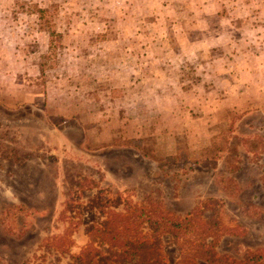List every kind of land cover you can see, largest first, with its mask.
I'll return each mask as SVG.
<instances>
[{
  "label": "rangeland",
  "instance_id": "rangeland-1",
  "mask_svg": "<svg viewBox=\"0 0 264 264\" xmlns=\"http://www.w3.org/2000/svg\"><path fill=\"white\" fill-rule=\"evenodd\" d=\"M0 169V264H76L118 197L264 252V0H0Z\"/></svg>",
  "mask_w": 264,
  "mask_h": 264
},
{
  "label": "trees",
  "instance_id": "trees-1",
  "mask_svg": "<svg viewBox=\"0 0 264 264\" xmlns=\"http://www.w3.org/2000/svg\"><path fill=\"white\" fill-rule=\"evenodd\" d=\"M35 14L53 35L47 11L36 9ZM176 160L174 156L166 157L164 164L170 166ZM102 209L100 222L84 229L87 240L74 257L76 264L101 263L102 260L95 261L100 248L107 251L104 257L108 264H264V252L260 250L240 260L219 256L212 249L220 236L218 227L214 222L201 223L196 208L180 217L159 205L131 203L118 197L104 202ZM167 252H171V262Z\"/></svg>",
  "mask_w": 264,
  "mask_h": 264
},
{
  "label": "crops",
  "instance_id": "crops-1",
  "mask_svg": "<svg viewBox=\"0 0 264 264\" xmlns=\"http://www.w3.org/2000/svg\"><path fill=\"white\" fill-rule=\"evenodd\" d=\"M0 172H1V169H0Z\"/></svg>",
  "mask_w": 264,
  "mask_h": 264
}]
</instances>
